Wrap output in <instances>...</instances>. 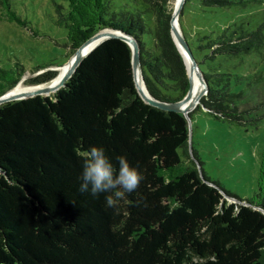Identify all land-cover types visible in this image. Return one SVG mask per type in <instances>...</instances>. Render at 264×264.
<instances>
[{
  "label": "trees",
  "instance_id": "16d2710c",
  "mask_svg": "<svg viewBox=\"0 0 264 264\" xmlns=\"http://www.w3.org/2000/svg\"><path fill=\"white\" fill-rule=\"evenodd\" d=\"M171 1L64 0L55 5V22L66 29L69 56L105 27L130 36L147 92L176 101L189 82L170 34ZM249 1L199 4L226 9ZM10 3L0 0L7 19L19 22ZM193 39L186 38L207 90L189 117L204 109L228 124L257 127L264 115V22L234 21ZM48 65L56 64L32 70ZM26 70L17 61L0 65V95ZM56 74L47 69L28 83ZM190 129L189 137L182 113L143 101L131 48L118 37L95 46L55 92L1 103L0 264H264V182L245 198L225 189L204 171L191 121ZM92 147L104 149L117 174L123 156L144 177L115 208L106 204L114 192L80 191Z\"/></svg>",
  "mask_w": 264,
  "mask_h": 264
},
{
  "label": "rangeland",
  "instance_id": "374dc122",
  "mask_svg": "<svg viewBox=\"0 0 264 264\" xmlns=\"http://www.w3.org/2000/svg\"><path fill=\"white\" fill-rule=\"evenodd\" d=\"M113 1L116 4L133 3V0ZM10 2L19 22L8 20L6 10L0 5V65L8 68L17 61L27 69L17 83L25 87L45 86L52 79L40 85L29 84L28 79L47 69L58 72L60 65L69 58L66 29L55 22V5L65 2ZM239 20H244L251 27L264 22V0H250L244 7L226 9H209L202 7L199 0H187L182 16V30L191 41L197 34H215L224 26ZM45 63L56 65L32 70ZM190 121L193 145L204 171L234 195L241 198L252 196L258 182H264V115L257 127L246 128L215 119L204 109L194 111ZM197 167L200 169L198 163ZM224 197L229 201L240 202L228 194H224Z\"/></svg>",
  "mask_w": 264,
  "mask_h": 264
},
{
  "label": "water",
  "instance_id": "95a60500",
  "mask_svg": "<svg viewBox=\"0 0 264 264\" xmlns=\"http://www.w3.org/2000/svg\"><path fill=\"white\" fill-rule=\"evenodd\" d=\"M184 1L185 0L179 1L177 7L172 10L170 19H169L170 34H171V37L178 51L182 55V59L186 67V72H187V77H188V82H189L188 89L182 98L176 101H162V100L153 98L147 92L143 79H142L141 68H140V63H139V53H138L136 42L130 36L122 33L120 30L115 29V28H110V27H105V28L98 30L97 32L92 34L90 37H88L86 40H84L73 51V53L69 56V58L65 62V63H68L70 61V65L68 69L66 70V72L62 75V77L56 83L52 93L64 85L66 80L70 77L72 72L75 70L76 66L95 46H97L99 43H101L103 40L107 38L118 37L124 40L126 43H128V45L131 48V66H132L133 81H134L135 88L138 94L140 95V97L143 99L144 102L152 106L158 107L163 110H169V111H175V112L182 113L187 120L188 128H189V137H190L191 129H190L189 112L193 110V108L199 103L200 98L206 93L207 88H206L205 80L202 76V72L192 54V51L184 36L183 30L179 24V21H178V24H179L180 29H178V27L174 25V19L176 18L177 12L179 11L180 13ZM96 40H98V42L92 48H90L88 51L85 52V47L91 42L96 41ZM186 59L189 62V66H187L186 64ZM193 70H195L196 77L202 84V87L194 94H192V75H191V72ZM140 84L143 88V91L140 88ZM7 92L8 91L0 95V104L10 101V100L27 98V97H31L34 95H48L49 88L42 87L39 89L23 92L19 95H14V96L7 95Z\"/></svg>",
  "mask_w": 264,
  "mask_h": 264
},
{
  "label": "clouds",
  "instance_id": "9594fccd",
  "mask_svg": "<svg viewBox=\"0 0 264 264\" xmlns=\"http://www.w3.org/2000/svg\"><path fill=\"white\" fill-rule=\"evenodd\" d=\"M118 164L117 174L104 149L92 147L85 153L80 191L90 190L94 196L99 193L114 192L113 195L106 197V204L115 208L118 201L123 199L126 193L135 191L144 179L136 168L130 167L125 157H118Z\"/></svg>",
  "mask_w": 264,
  "mask_h": 264
},
{
  "label": "bare ground",
  "instance_id": "6f19581e",
  "mask_svg": "<svg viewBox=\"0 0 264 264\" xmlns=\"http://www.w3.org/2000/svg\"><path fill=\"white\" fill-rule=\"evenodd\" d=\"M179 1L180 0H172V2H171L172 9H175L177 7ZM178 14H179V11L177 12L176 18L174 19V25L176 27H178V29H180L179 28V24H178ZM97 42H98V40L93 41L90 44H88L85 47V52L88 51L90 48H92ZM186 64H187V66H189V62H188L187 59H186ZM69 65H70V61L68 63L63 64V65H60V67L58 68L57 75L51 80L50 83H48L45 86L43 85V86H35V87H25V86H22L20 83H17L13 88L8 90L7 95H9V96L19 95V94H21L23 92L39 89V88H42V87H48L49 88V92L53 91L56 83L62 77V75L66 72V70L68 69ZM191 75H192V94H194L202 87V84L198 80V78L196 77L195 70H193L191 72ZM140 88L143 91V88H142L141 84H140Z\"/></svg>",
  "mask_w": 264,
  "mask_h": 264
}]
</instances>
